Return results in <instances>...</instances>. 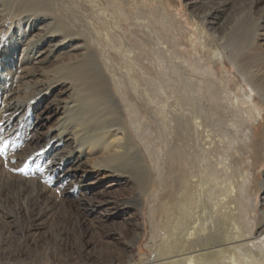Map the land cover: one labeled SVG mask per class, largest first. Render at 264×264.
I'll return each mask as SVG.
<instances>
[{
  "label": "rangeland",
  "instance_id": "rangeland-1",
  "mask_svg": "<svg viewBox=\"0 0 264 264\" xmlns=\"http://www.w3.org/2000/svg\"><path fill=\"white\" fill-rule=\"evenodd\" d=\"M43 1L48 4L50 9L46 13L38 12L39 18L36 19L30 36L36 35V33H39V36L41 34H56V36L65 34L68 39L58 47L72 48L73 55L68 63L67 61L65 63L58 59L61 54L66 56L64 50L59 52L60 54L53 53L45 58V54H43L40 58H44V61L34 67V72H39L42 76L50 73L58 76L66 69L65 65L78 63L84 69L85 76L86 73L97 74L103 84L105 83V87L108 78L104 72L111 70L115 71V74L118 73L117 75L121 77L125 87V90L122 91L124 100L121 104L110 102V110L113 113L108 116L105 113L103 115L106 118V123L109 124L112 118L121 116L118 111H123L121 119L133 132L131 134L139 146L141 156L135 161L127 159L121 161L122 170L134 172L135 183H131V181L126 184L122 183V180L107 173L98 175V170L88 168L92 162L87 161L81 163L88 169L83 175L84 182H86L82 188L84 195L76 194L68 182H60V188L58 185H51L50 190L46 191L45 197L50 198L49 201L43 197L37 205L34 204V197L45 185L46 178L41 179L35 172L32 174L29 171L30 165L24 168L22 163L17 165L8 162L6 157L9 153H14L15 145L20 140L15 141V145H6V141L2 142L0 146V209L2 212L9 213V216L6 219L7 224H3L0 220V264H152L164 231L172 219L176 217V224L180 225L183 214L180 198L183 194L189 198L194 192H197L203 177L214 182L227 179L235 183L239 189H244L247 186L245 188L247 196L241 197L239 204H235L236 209L233 210L235 214L227 225L229 227L239 225L244 229L245 226L253 223L251 239L254 242H261L264 237L263 216L259 208L262 192L254 193V190L257 183L263 179L264 174V154L258 150L264 129V104H258L263 109V118L259 123H247L242 131L234 133L229 127L230 121L227 118L226 108L218 107L214 111L215 113L209 116L200 101H198L199 104L196 101L195 104L193 101L191 102L196 105L197 112L213 119L210 121L212 126L209 128L213 131L214 139L218 141L214 148V160L218 161L223 157L227 149L236 150V164L224 170L226 174L218 171L217 168L214 171L209 170L208 168L213 167L208 165L210 164L209 156L202 158V154L197 153V148H187V144H189L186 137L187 132L182 125L183 119L176 109L180 108L178 103L182 100L185 102L187 99L185 103L192 100L188 94L193 95V93L182 95V90L188 91L193 88L191 84L200 82L198 79L205 77L202 74L203 70L194 63L198 57H203L200 58L203 65L212 64L216 77L227 78L229 75L227 79L229 85H235V89L240 85L245 87L238 78L236 69L228 62L227 42L230 43L229 45H233L237 39H240L239 42L243 40L249 42L255 37L257 17L262 5L251 10L252 0H228L227 5L217 13L218 16L214 19L216 20L214 34L210 35L212 39L210 37L206 39V49L204 47V51L201 53L200 50L197 51L198 48L191 39L198 35L197 27L202 25L201 16L205 15V11L210 7L208 3L211 1ZM21 2L24 3L23 0H0V23H2L0 24V62L9 65L16 60L14 58L4 60V50L19 40L21 33L23 34V31L28 29V25L25 19L19 20V16L14 17L15 19L4 18L13 6L16 10L19 9L18 5L22 4ZM164 11L171 14L175 21L171 32L169 26L165 25L166 17H162ZM28 13L31 12H26V14ZM35 14L36 12L30 15ZM145 20L150 23L148 28L142 26ZM93 28L97 32H93ZM260 31L263 32V35L261 33L257 37L258 47L252 51L250 58L263 63L264 30ZM36 37V43L42 40ZM122 40L124 43H121ZM223 40L225 44L222 43ZM19 45L17 50L22 48V43ZM216 49L221 52L223 63L212 59V51ZM129 50H132L131 53ZM128 55H130L129 59L133 60L147 74L145 88L149 92L150 98L148 97V99L151 102L146 103L141 100L127 83ZM176 56H180V59L175 65L173 63ZM22 66L18 70V75L25 73L24 66L26 65ZM170 66L176 69L175 73L170 72ZM2 69L3 67L0 68V71ZM168 74L172 77H169ZM37 79L40 77L33 76L29 80L30 84L20 85L22 86L20 87L21 91L32 94L31 84ZM216 79L218 81V78ZM61 80H56L57 82L53 84L51 80L52 86H49V92H46L49 94L47 100L42 103L40 111L31 117V123L38 124L40 132L46 130L48 126L54 127L60 122L68 125L67 115L75 113L81 107L79 95H76L67 86L61 88L63 86ZM139 84L142 86L143 82L139 81ZM209 85L211 84L209 83ZM160 86L172 91H168L167 96L166 93H161ZM217 93H219V89L215 90V95ZM200 95L207 100L205 93L202 92ZM117 96H119L118 93H115V97ZM179 96L184 99L177 100ZM153 101L155 102L153 103ZM256 101L260 103V99L257 98ZM51 108L53 112L49 115ZM185 108L187 107L185 106ZM2 117L0 115V120ZM139 119H145L147 122L144 128L145 134L142 137L136 135L133 129V122ZM29 120L30 115L25 117V124ZM0 130V136L4 138V134L7 135L8 130ZM244 138L247 139L243 140ZM2 145L6 147L4 148ZM18 148L21 149L19 146ZM186 150L191 153L189 156ZM187 158L199 167L197 176L199 180L195 184L189 182L195 180V177L192 179L188 175L187 169L185 170ZM204 165H207V168ZM19 168H23L24 171H17L16 169ZM67 173L73 174L70 170ZM142 173L146 175L144 184L141 178ZM242 173H246V175L241 176ZM59 193L61 200H58ZM133 194L140 195V199L135 202V205H123V200ZM87 201L98 204L99 209L96 212H89L85 208V204H88ZM18 203L25 205L29 212L27 211L26 214L16 213ZM44 204L47 205L48 212L37 222L31 223L33 214L30 209L32 206L42 207ZM35 210L36 208L33 213L37 212ZM151 235L154 236L155 242L153 251L147 247L150 244ZM173 236L176 237L174 232L167 238V241L172 242V245L176 243Z\"/></svg>",
  "mask_w": 264,
  "mask_h": 264
},
{
  "label": "bare ground",
  "instance_id": "bare-ground-1",
  "mask_svg": "<svg viewBox=\"0 0 264 264\" xmlns=\"http://www.w3.org/2000/svg\"><path fill=\"white\" fill-rule=\"evenodd\" d=\"M207 1H211V3H208L210 7L205 11V15L201 16L202 25L197 27L198 35L195 36L194 39H191L196 48H198L197 51L200 50L201 53L204 51L206 39L214 34V23L216 21L214 19L218 16L217 13L225 7L228 2V0ZM23 2L24 3L21 2L22 4L18 5L19 9L17 10L13 6L7 13L8 15L4 18L13 19L19 16V20L25 19L28 25V29L24 30L23 34L21 33L19 40H16L13 45L8 46V48L4 50L5 53H3L4 60H6V58L7 60L14 58L16 62L10 65L0 62V68L3 67L0 71V115L3 116L0 120V129L8 130L7 135L4 132V138L0 136V146L4 141L7 142H5L6 145H15L14 142L20 140V142L15 145L16 150L13 151L14 153L7 154L8 157L6 158L8 162L16 163L17 165L22 163L24 168L30 165L29 171L31 173H37L41 179L46 178L45 185L39 189L36 197H34V204H37L40 199L45 197V193L50 190L51 185L61 186L60 182H68V185L75 190L76 194L80 196L84 195L82 188L86 185V182H84L85 178L83 179V175L88 169L86 166H82L81 163L87 161H90V163L92 162L88 168L91 170H98V175L100 173H107L119 178V180H122V183L126 184L129 181L135 183V179L133 178L134 172L121 169V161L123 162V160L126 159L135 161V159L138 160L141 156V152L139 153V146L135 143L134 136L131 134L132 131H130L129 127L121 119L123 111H118L121 113V116H115L111 119L112 121L109 122V124L106 123V118L103 115V113L107 114V116L113 113L110 110V102L112 104H121L122 100H124L122 91L125 90V87L121 77L117 75L118 73L115 74V71H111L110 69V71L104 72L108 78L105 87V83L103 84L97 74L86 73L85 76L84 69L78 63L75 65H65L66 69L62 74H58V76L53 73L44 76L39 74V72L35 73L34 67L37 64H41L45 57L53 53H61V51L64 50L66 56L64 57L61 54L58 59L63 62L67 61L68 63L73 55V49L67 48L68 46L64 48L58 47L64 40L68 39V36L66 37L65 34H59V36H56V34H41V36H39V33H36V35L30 36L31 30L35 26L36 19L39 18L38 12L46 13L50 8L43 0H23ZM260 5L262 6L260 14H258L257 17L255 37L249 42H245L244 40L239 42L240 39H237L233 45H229L230 43L227 42L226 47L228 62L236 69L238 78L245 87L240 85L239 88L235 89V85H229L227 83L229 75H227V78L222 76L216 77L215 71L212 69V64L209 63L207 66L203 65L200 59L203 57H198L197 61L194 63L203 70L202 74L205 77L198 79L200 82L197 81V83L191 84L193 88L188 91L182 90V95L188 94L189 92L193 93V95L188 94L189 97H192V100H188V103H185L187 99L185 102L182 100V102L178 103L181 109H176L181 119H183L182 125H184V129L187 132L186 137L189 143L187 144V148H197V153L199 152L202 154V158L209 156L210 164L208 165L213 167L208 169L214 171L217 168L218 171H221L223 174H226L224 170L236 164V150L226 148L227 152H225L223 157L218 161L214 160V148L218 144V141L214 139L213 131L209 128L212 126L210 122L212 118L205 117L197 112V107L194 104L195 101L197 104L201 102L203 109H205L209 116H212L218 107H220V109L222 107H224V109L226 108L227 118L230 121L229 127L234 133L242 131L247 123H259L263 118V109L258 104H264V62L262 63L257 59L250 58L252 51L256 50L258 47L257 37L261 33V35H263V32L260 30H264V0L251 1V10H254ZM28 11L31 13L26 14ZM35 12V15H30ZM162 17H166L164 21L165 25L169 26V29H171L170 32L173 31V24L175 21L171 14L164 11ZM4 19L2 20L4 21ZM149 24V21L145 20L142 26L148 28ZM93 29L94 32L95 28ZM35 37L42 40L36 43ZM210 39L212 38L210 37ZM220 40H222L221 37ZM20 43H22V48L21 50H17ZM121 43H124L123 40ZM222 43L225 44L224 40ZM222 46L225 47V45ZM129 51L131 53L132 50ZM43 54H45L44 58H40ZM211 57L214 61L223 63V56L218 49L212 51ZM129 58L130 55H128L127 60V83L132 91L137 93L141 100L146 103L151 102L148 99L149 92H147L145 88V78L147 74ZM179 59L180 56H176L173 64L176 65ZM23 64L26 65L24 66L25 73L18 75V70ZM170 68L171 73L176 72L175 68L172 66H170ZM33 76H39L40 79H37L36 82L31 84V88H33L32 94L21 91L20 87L22 86L20 85H28L29 80H31ZM216 78H218V81ZM60 79H62L61 82L63 84L61 88L67 86L68 89H72V92L74 91L76 95H79L81 107L75 113L67 115L68 125H64L60 122V124L54 127L48 126L46 130L40 132L38 124L34 125V123H31V117L35 116L40 111V108L43 106L42 103H45L47 100L46 98L49 94L46 92H49V86H52L53 83L57 82L56 80ZM139 81L143 82L142 86H140ZM64 83L67 84L65 85ZM209 83L211 85H209ZM114 89H116L117 92L114 91ZM159 89L162 91H160L161 93H166V95L168 91H172L163 86H160ZM216 89H219L220 94L217 93L215 95ZM202 92L206 94L207 100L204 96L202 97L200 95ZM115 93H118L119 96L115 97ZM179 98L180 96L177 100ZM182 98L184 99V97ZM257 98L260 99V103L256 101ZM192 101L194 104H191ZM154 102L155 101H153V103ZM185 106L187 108H185ZM65 107H67L66 104ZM66 111L68 110L66 109ZM52 112V108L49 109V115L52 114ZM29 115L30 120L25 124V117ZM146 125L147 122L145 119L135 120L133 122V129L136 135L142 137L145 134L144 128ZM20 133L23 134L19 135ZM245 139L247 138L243 140ZM18 146L21 147L20 150ZM2 147L4 146L2 145ZM258 150L264 154V129ZM186 151H188L187 155L189 156L191 153L189 150ZM128 156L129 158H127ZM188 158L185 160L187 162L185 170L187 169L188 175L192 179L195 177V180L189 181L191 184H195L199 180L197 178L199 167L193 161L188 160ZM205 167L207 168V165ZM69 170L73 174L67 173ZM240 175L244 176L246 173ZM141 178L144 184V182H146V175L142 173ZM245 188L239 189V187H236L235 183L227 179L214 182L211 179L203 177L197 192H194L189 198L184 194L180 198L183 213L180 225L177 226L176 217L172 219L171 223L164 231L165 233L158 245L155 259L152 260V264H264V237L261 242H254L251 239L252 236L250 235L252 233L253 223H250L249 226H245L244 229L239 225L236 227H229L227 225L230 222V218L235 214V211L233 212V210L236 209L235 204L238 205L241 197L247 196ZM256 191L262 192L259 208L263 216L262 222L264 223V174L263 179L257 183L254 193ZM45 198L48 201L50 199L47 197ZM58 198V200L62 199L61 194ZM139 199L140 195L133 194L123 200L122 204L133 206ZM87 203L88 204H85V208L86 210L88 209L89 212H96L99 209L98 204H94L90 201H87ZM232 203L233 205H231ZM37 205H34V207L32 206L30 209L33 214L31 223L37 222L48 212L46 204L42 207ZM35 208L37 212L33 213ZM27 211L28 209L25 205L21 203L16 205V213L26 214ZM8 216L9 213L2 212L0 209V220L3 224H7L6 219ZM173 232L176 234V237L173 236L176 242L174 245L171 244L172 242L167 241V238H169ZM149 242L150 244L147 247L150 251H153L155 244L153 235H151Z\"/></svg>",
  "mask_w": 264,
  "mask_h": 264
},
{
  "label": "snow or ice",
  "instance_id": "snow-or-ice-1",
  "mask_svg": "<svg viewBox=\"0 0 264 264\" xmlns=\"http://www.w3.org/2000/svg\"><path fill=\"white\" fill-rule=\"evenodd\" d=\"M17 171H21V172H23L24 171V169L23 168H19V169H16Z\"/></svg>",
  "mask_w": 264,
  "mask_h": 264
}]
</instances>
